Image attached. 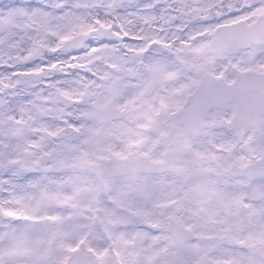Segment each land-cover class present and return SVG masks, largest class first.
Returning <instances> with one entry per match:
<instances>
[{"label": "snow or ice", "instance_id": "obj_1", "mask_svg": "<svg viewBox=\"0 0 264 264\" xmlns=\"http://www.w3.org/2000/svg\"><path fill=\"white\" fill-rule=\"evenodd\" d=\"M0 264H264V0H0Z\"/></svg>", "mask_w": 264, "mask_h": 264}]
</instances>
